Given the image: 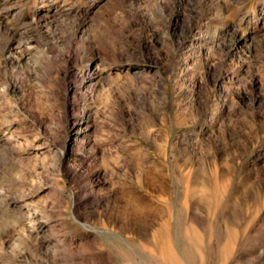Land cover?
<instances>
[{
	"label": "rangeland",
	"instance_id": "1",
	"mask_svg": "<svg viewBox=\"0 0 264 264\" xmlns=\"http://www.w3.org/2000/svg\"><path fill=\"white\" fill-rule=\"evenodd\" d=\"M0 264H264V0H0Z\"/></svg>",
	"mask_w": 264,
	"mask_h": 264
}]
</instances>
